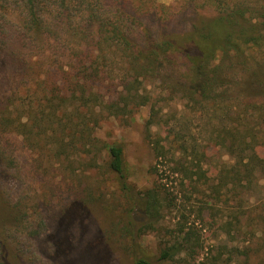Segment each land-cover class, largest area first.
Listing matches in <instances>:
<instances>
[{
    "label": "trees",
    "instance_id": "1",
    "mask_svg": "<svg viewBox=\"0 0 264 264\" xmlns=\"http://www.w3.org/2000/svg\"><path fill=\"white\" fill-rule=\"evenodd\" d=\"M110 1L0 0V52L11 56L19 75H36L37 103L27 108L26 122L23 115L12 118L7 111L0 113V136L13 132L30 140L37 131L54 140L63 152L66 148L87 155L104 151L107 170L115 175L121 191L129 192L123 148L100 141L95 132L109 119L126 125L133 121L138 109L149 102L139 94L142 82L165 65L179 68L194 84L183 90L184 98L201 110L208 112L210 106L222 113L224 123L212 130V142L231 163L214 165L210 171L209 147L201 153L191 151V155L198 154L196 163L176 160V154L187 149L175 139L168 141L171 135L177 138L176 134L166 131L167 123L160 121L159 112L151 105L144 138L154 158L150 173L160 180L143 191L134 206L148 220L137 236L160 217L164 200L170 206L178 199L165 193L163 175L158 174L164 166L169 176L179 178L181 198L189 201V187L205 196V206L212 213L229 209L231 217L242 216V200L251 195L256 184H264V0H201L213 9V16L196 14L187 31L157 39L140 29L135 16ZM130 1L149 10L148 2L153 10L165 8L155 0ZM195 1L183 0L179 11ZM179 11L171 8L169 18ZM60 55L65 61L58 60ZM109 68L111 73L118 70L116 84L108 76ZM228 78L233 88H228ZM8 102V108L16 105L12 98ZM159 129L166 134L161 135ZM66 134L69 142L64 144ZM228 194L236 202L234 207L226 206ZM217 204L224 209L215 208ZM131 225L127 221L129 235ZM183 240L188 241V235ZM180 246L179 242L167 246L158 259H174ZM134 263L148 264L142 258Z\"/></svg>",
    "mask_w": 264,
    "mask_h": 264
},
{
    "label": "rangeland",
    "instance_id": "2",
    "mask_svg": "<svg viewBox=\"0 0 264 264\" xmlns=\"http://www.w3.org/2000/svg\"><path fill=\"white\" fill-rule=\"evenodd\" d=\"M155 1L165 8L153 10L148 2L149 10L143 3L141 6L130 0H111L110 4L116 2L135 16L140 29L153 39L187 31L197 15L207 18L214 15L213 9L201 0L182 11L179 6L183 0ZM171 8L180 12L172 19ZM58 57L59 61H65L62 55ZM11 59L9 54L0 52V113L7 111L12 118L23 115L22 121L26 122L27 108L37 104L36 75H19ZM114 71L111 73L109 68L108 76L116 84L119 73ZM186 75L182 69L163 66L142 82L139 94L148 97L149 102L138 109L133 121L126 125L109 119L96 130L95 136L100 141L117 144L124 150L129 172L126 193L121 191L115 175L107 170L104 151L87 155L66 148L63 152L54 140L37 131L32 132L30 140L13 132L0 136L1 264H135L134 260L139 258L148 264H264L262 183L256 184L251 195L242 200L239 212L242 216L231 217L222 204L214 205L223 210L220 214L212 213L205 206V196L189 187L186 188L189 201L181 198L179 178L169 176L164 166L158 174L163 175L165 193L168 198L179 200L170 206L164 200L160 217L137 236V230L148 220L134 206L142 192L160 180L150 173L154 158L144 138L151 105L159 112L160 121L167 123L166 131L171 129L176 134L177 138L171 135L168 141L175 139L178 146L181 143L187 149L186 153H177L176 160L196 163L198 154L191 155V151L201 153L209 147L210 171L214 165L231 163L212 142V130L224 123L222 113L210 106L208 112L201 110L184 98L183 90L194 86ZM227 82L228 88L234 87L229 78ZM11 98L17 107L8 108ZM166 131L158 130L163 136ZM68 142L66 134L64 144ZM208 167L209 164L204 169ZM167 175L169 178L164 180ZM174 178L176 181L172 182ZM227 196L226 206L234 207L236 202ZM127 221L132 223L130 235L125 230ZM187 235L189 240L184 241ZM178 242L181 252L174 259H158L162 249Z\"/></svg>",
    "mask_w": 264,
    "mask_h": 264
}]
</instances>
